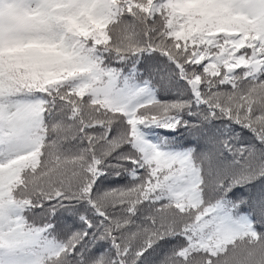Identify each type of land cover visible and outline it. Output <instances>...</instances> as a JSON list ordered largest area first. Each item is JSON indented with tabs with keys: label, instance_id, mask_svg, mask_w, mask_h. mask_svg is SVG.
<instances>
[{
	"label": "snow or ice",
	"instance_id": "snow-or-ice-1",
	"mask_svg": "<svg viewBox=\"0 0 264 264\" xmlns=\"http://www.w3.org/2000/svg\"><path fill=\"white\" fill-rule=\"evenodd\" d=\"M0 264H264V0H0Z\"/></svg>",
	"mask_w": 264,
	"mask_h": 264
}]
</instances>
